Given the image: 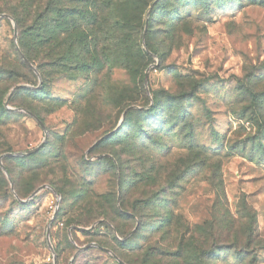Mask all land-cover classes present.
<instances>
[{"label": "rangeland", "instance_id": "374dc122", "mask_svg": "<svg viewBox=\"0 0 264 264\" xmlns=\"http://www.w3.org/2000/svg\"><path fill=\"white\" fill-rule=\"evenodd\" d=\"M1 14L0 264H264V0Z\"/></svg>", "mask_w": 264, "mask_h": 264}, {"label": "water", "instance_id": "95a60500", "mask_svg": "<svg viewBox=\"0 0 264 264\" xmlns=\"http://www.w3.org/2000/svg\"><path fill=\"white\" fill-rule=\"evenodd\" d=\"M152 5H151V7H152ZM151 7L149 8L148 13L151 11ZM0 17H5V15L1 14ZM145 22L147 23V18H146ZM14 34H16V28H15V26H14ZM18 87L19 86H16V88H18ZM13 91H14V89L11 90L9 96L7 97V100L5 102L6 105L8 104V100H9V98H10V96H11V94H12ZM124 114H125V112H124ZM28 153L29 152H26V154H28ZM54 216H55V212L53 214V218H54ZM89 246L90 247L100 248V249L104 250L105 252H108L119 264H125L121 259H119L113 252L109 251L108 249L102 248L99 245H97L96 243H91ZM87 247L88 246L77 247V252H80L82 250H85Z\"/></svg>", "mask_w": 264, "mask_h": 264}, {"label": "trees", "instance_id": "16d2710c", "mask_svg": "<svg viewBox=\"0 0 264 264\" xmlns=\"http://www.w3.org/2000/svg\"><path fill=\"white\" fill-rule=\"evenodd\" d=\"M58 213H59V214H62V213H64V212L61 210V211H59ZM58 213H57V214H58ZM57 214L55 215L54 222H55L56 219L58 218ZM99 246L102 247L101 244H99ZM92 248L102 250V249H100V248H96V247H92ZM102 251H103V250H102Z\"/></svg>", "mask_w": 264, "mask_h": 264}]
</instances>
